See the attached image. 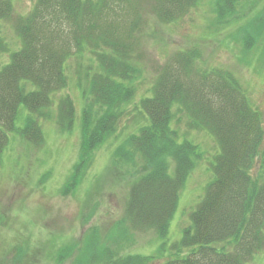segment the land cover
Returning <instances> with one entry per match:
<instances>
[{
    "label": "trees",
    "instance_id": "16d2710c",
    "mask_svg": "<svg viewBox=\"0 0 264 264\" xmlns=\"http://www.w3.org/2000/svg\"><path fill=\"white\" fill-rule=\"evenodd\" d=\"M139 1L150 2L155 18L163 25L178 22L202 3L35 0L30 13L15 25L21 44L13 52L0 29V54L10 53L9 61L0 66V166L11 132L17 131L30 145L42 148L43 123L55 121L61 131L69 133L79 124L78 159L61 189L63 196H75L88 182L99 150L118 140L121 122L133 105L137 113L133 128L111 155L105 175L88 187L93 197L108 177L113 178V188L126 185L123 216L105 237L99 228L90 229L79 246L61 245L50 252V259L55 264H66L73 257L71 264H154L158 261L154 256L122 254L132 242L130 235L152 232L164 238L168 234L197 156V146L188 141L180 144L172 127L177 114L185 113L191 120L189 127L211 132L221 152L213 167L215 180L207 186L191 214L192 224L175 247L180 254L183 250L188 253L164 264H249L264 250L263 116L251 106L233 72L200 66L203 56L198 47L175 53L136 103L142 63L135 35L141 24L136 10ZM242 2L213 0L218 24H228L240 12ZM127 12L134 19L124 31L121 20ZM13 15L11 0H0V23ZM259 21H263L259 25L264 24V8L248 24L257 37ZM246 37H252L248 31ZM86 53L95 60L88 69L89 88L83 92L85 104L77 124L73 100L64 97L56 103L55 98L68 86L67 63ZM22 106L28 115L25 127L17 130ZM90 195L88 200H92ZM97 210V203L90 206L87 224ZM16 251L15 264L30 256Z\"/></svg>",
    "mask_w": 264,
    "mask_h": 264
},
{
    "label": "rangeland",
    "instance_id": "374dc122",
    "mask_svg": "<svg viewBox=\"0 0 264 264\" xmlns=\"http://www.w3.org/2000/svg\"><path fill=\"white\" fill-rule=\"evenodd\" d=\"M11 2L14 15L0 23V29L5 43L13 52L21 44L15 25L21 17L30 13L35 0ZM212 2L202 0L200 6L171 25L157 21L150 2L137 3L141 24L135 35L139 37L138 50L141 51L142 63L135 102L139 103L140 97L151 89L160 69L175 53L198 47L203 56L200 66L233 72L249 96L251 106L262 114L264 123V24L259 25L263 21L258 22L260 39L254 27L248 26L264 8V0H243L240 12L228 24H218ZM254 5L256 8L252 9ZM245 13L247 16L244 17ZM133 19L134 15L127 12L123 20L120 19L124 23L123 28H128ZM247 31L251 38L246 37ZM9 56L10 53L0 54V66L9 61ZM94 60L87 53L82 57H73L66 68L68 86L55 98L56 103L64 97L73 100L77 124L85 104L83 92L89 88L88 75L91 74L88 69ZM57 111L54 107L53 114L56 116ZM136 114L133 105L128 107L118 140L99 150L88 182L75 196H63L61 189L78 159L81 142L79 124L75 131L69 133L61 131L55 121L43 123L45 145L42 148L30 145L17 131L9 134L0 166V264H15L17 249L22 250L24 256L30 255L21 264H55L50 259V252L55 248L61 245L79 246V242L93 228H99L104 237L108 234L114 222L124 214L128 188L126 185L113 188L112 177L98 186L99 190L93 193V197L88 194V187L105 175L111 155L133 128V116ZM27 115V109L22 106L16 121L17 130L25 127ZM190 121L187 114L179 113L176 124L172 125L179 134L180 144L188 141L197 146V156L194 157L195 166L180 192L167 236L159 238L152 232L130 235L132 242L122 255L154 256L158 260L154 264H164L169 259L188 253V250H183L180 254L175 247L181 243L184 230L192 224L191 214L203 199L207 186L215 180L213 167L221 152L212 133L205 129H191ZM170 173L174 175L173 167ZM89 195L92 200H88ZM94 203L98 204V210L87 224L88 210ZM73 258L66 264H71ZM249 264H264V250Z\"/></svg>",
    "mask_w": 264,
    "mask_h": 264
}]
</instances>
